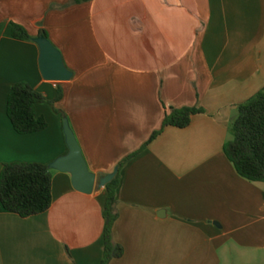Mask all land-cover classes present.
Masks as SVG:
<instances>
[{"label": "crops", "instance_id": "crops-1", "mask_svg": "<svg viewBox=\"0 0 264 264\" xmlns=\"http://www.w3.org/2000/svg\"><path fill=\"white\" fill-rule=\"evenodd\" d=\"M15 24L32 40H16ZM42 40L69 81L44 78ZM21 82L52 102L62 88L55 105H36L44 131L21 135L9 119ZM262 89L264 0H0V176L66 155L67 117L98 179L119 168L114 240L125 255L110 264H264V183L224 151L239 106ZM184 108L201 112L141 152ZM53 171L46 213L22 218L0 202V264L101 263L106 187L84 194Z\"/></svg>", "mask_w": 264, "mask_h": 264}, {"label": "trees", "instance_id": "trees-1", "mask_svg": "<svg viewBox=\"0 0 264 264\" xmlns=\"http://www.w3.org/2000/svg\"><path fill=\"white\" fill-rule=\"evenodd\" d=\"M41 35L47 38L43 32ZM13 36L19 41H31L32 37L20 25L13 26ZM63 98L59 87L55 101H49L42 93L25 82L16 84L8 98L7 113L14 129L21 135L34 134L48 127L47 121L37 116L36 105H55ZM201 110L184 108L168 113L163 129L155 133L145 150L162 131L169 126L187 128L193 116ZM235 137L224 146L225 154L237 172L245 179L264 183V89L239 106V117L234 123ZM123 162L120 168L127 163ZM53 176L50 165L40 163H11L3 166L0 176V202L5 210L22 218H30L51 209L53 205ZM120 174L106 186L108 196L104 206L105 218L104 256L100 264H110L121 259L125 249L114 240V227L119 220L117 193Z\"/></svg>", "mask_w": 264, "mask_h": 264}, {"label": "water", "instance_id": "water-1", "mask_svg": "<svg viewBox=\"0 0 264 264\" xmlns=\"http://www.w3.org/2000/svg\"><path fill=\"white\" fill-rule=\"evenodd\" d=\"M38 43L41 48L40 67L44 78L53 82L69 81L72 75L65 67L60 54L48 41L42 40ZM64 135L68 153L54 161L50 165V169L70 174L74 188L88 195L92 194L97 186L106 187L116 178L119 168L101 179H98L90 171L82 148L67 117L64 118Z\"/></svg>", "mask_w": 264, "mask_h": 264}]
</instances>
